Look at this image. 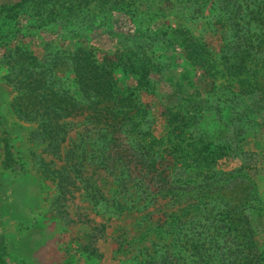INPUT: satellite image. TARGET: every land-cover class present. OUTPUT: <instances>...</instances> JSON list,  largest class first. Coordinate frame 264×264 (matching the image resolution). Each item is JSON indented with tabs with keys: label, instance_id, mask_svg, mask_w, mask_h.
I'll use <instances>...</instances> for the list:
<instances>
[{
	"label": "rangeland",
	"instance_id": "rangeland-1",
	"mask_svg": "<svg viewBox=\"0 0 264 264\" xmlns=\"http://www.w3.org/2000/svg\"><path fill=\"white\" fill-rule=\"evenodd\" d=\"M31 22L0 35L43 62L56 54L58 88L86 103L81 48L128 100L109 130L70 119L95 191L66 196L52 172L65 157L13 112L0 61V264H264V0H102L71 26ZM237 213L246 237L229 226Z\"/></svg>",
	"mask_w": 264,
	"mask_h": 264
},
{
	"label": "trees",
	"instance_id": "trees-1",
	"mask_svg": "<svg viewBox=\"0 0 264 264\" xmlns=\"http://www.w3.org/2000/svg\"><path fill=\"white\" fill-rule=\"evenodd\" d=\"M100 1L102 0H20L15 4L3 5L0 6V34L3 33L1 29L4 25L17 22L21 16L26 15L32 19L30 25L40 29L55 22H63L71 26L81 11ZM0 49L3 50L0 61L6 67L3 80L11 85L16 92L11 105L13 112L22 121L38 124L41 133L49 141L48 146L52 147L53 154L61 158L65 157V160L62 161L64 164L52 170L62 194L74 195L84 189L92 195L95 191L94 186L83 180L80 175L85 173L84 163L87 151L83 149L84 144L76 142H83V139L80 140L83 135L79 133V138L74 142L72 139L69 140L73 129L70 119L87 115L88 120L95 119L100 123L104 121V124L100 125H104L109 130V121L116 117L110 110H123L128 100V98L116 94L114 75L107 68L110 64L107 65L106 61L98 63L86 49L80 48L74 53L71 60L76 74L75 83L86 100V103H83L75 98L69 89L68 91L61 90L56 86L58 83L56 71L59 62L56 54L52 55V60L49 56L43 62L26 46L10 41L6 42V39L1 35ZM1 66L0 68H3ZM256 73L261 77V70H257ZM105 110L108 111L104 113ZM122 120H125V116ZM130 121L133 122L134 119L130 117ZM111 128L114 129V135L120 130V128L116 130L115 126ZM174 136H178L177 132ZM115 139L113 137V140ZM70 141L74 143V149L65 153L64 146ZM172 143L171 149L173 150L176 145L175 142ZM179 147L181 149V145ZM119 160L121 159L116 158L115 161L119 164L121 163ZM135 167L137 166L135 165ZM83 183L86 184L81 187L80 184ZM228 221L230 228L238 237H246L248 233H253L250 228L251 222L248 217L244 218V214H229ZM0 246L3 247V244L0 243ZM249 251L254 257L257 256L258 249L256 247H249ZM6 255V250L3 249L0 254V262ZM250 264H254V262L251 261Z\"/></svg>",
	"mask_w": 264,
	"mask_h": 264
}]
</instances>
